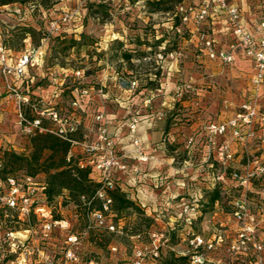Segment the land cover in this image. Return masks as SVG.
Masks as SVG:
<instances>
[{"label":"rangeland","instance_id":"374dc122","mask_svg":"<svg viewBox=\"0 0 264 264\" xmlns=\"http://www.w3.org/2000/svg\"><path fill=\"white\" fill-rule=\"evenodd\" d=\"M182 1L189 0H15L0 5L3 9L0 11V32L6 44L18 52L42 43L50 21H58L64 13L78 11L69 21L60 22L58 29L45 41V61L40 71L29 70L21 83L20 80L13 82L15 86L19 84L21 95H28V103L21 106L27 118L30 119L36 110L49 107L62 114H81L79 107L74 110L68 103L75 98L80 104L84 103L79 87L86 85L92 87L93 98L87 99L83 121L94 126V115L101 113V123L114 139L118 156L130 149L129 125L133 121L137 124L134 135L137 136L138 128H141L142 137L151 134L156 151L150 156L142 148L147 157L145 161L130 154L120 156L125 170L118 173L115 169L114 177L121 184L125 197L134 204L117 213L120 232L87 227L78 196H71L67 189L50 198L53 216L69 222L66 232L54 229L50 236L43 237L34 217L20 221L14 211L0 208V264H17L22 259L24 264H42L46 258L61 261L68 233L77 236L72 249L80 261L92 258L97 264H131L133 247L148 245L151 231L156 232L163 243L159 252L161 264L180 255L187 256L181 264H192L191 232L212 242L214 249L204 251L211 259L209 264H226L235 258L226 248L240 226L232 216L235 199L247 202L255 218L257 240L264 249V126L254 122L247 129L250 136L243 142L229 134L213 139L230 142L234 153L229 160L217 158L207 131L209 123L228 120L248 101L255 105L258 113H264V86L255 90L249 84L253 74L249 61L244 63L238 59L225 65L208 60L199 52L197 36L190 27L184 26L181 32L170 28L176 21L175 7ZM241 3V7L249 8L247 20L264 13L261 0ZM18 5L22 7L21 14L13 15L11 11ZM30 27L32 30H26L29 35L26 38L25 29ZM202 28L210 36L211 31ZM69 36L80 42L71 46ZM158 38L162 39L160 44H156ZM123 51L132 52L130 61L123 58ZM77 70L83 75L80 79L83 84L74 76ZM48 72L53 73L51 79ZM59 78L63 79L61 86L56 82ZM132 81L135 82L132 88L122 86ZM52 83L63 88L57 97L52 96L53 88L49 87ZM17 119L16 97L0 76L2 165L5 151L30 155L32 149L33 135L23 134ZM146 121L151 122L152 133L147 130ZM43 124L50 126L48 120H43ZM84 133L88 132L82 127L72 136L80 140ZM120 139L123 142H118ZM47 155L46 152L42 157L43 166L51 164ZM80 158V148L74 145L72 164ZM133 167H137L136 172ZM34 169L25 165L2 174H27L47 183V173L40 170L30 174ZM245 170L253 174L242 186L233 179L232 173ZM165 184L173 186L170 191L173 195L169 197L176 199H189L195 189L201 194L200 216L190 228L169 219V212L164 210ZM137 187L143 188L144 206L138 202ZM177 187L184 189L177 191ZM215 190L219 197L211 203ZM36 247L40 252L35 251ZM254 257L251 254L241 258L247 263Z\"/></svg>","mask_w":264,"mask_h":264},{"label":"built area","instance_id":"2783aa9c","mask_svg":"<svg viewBox=\"0 0 264 264\" xmlns=\"http://www.w3.org/2000/svg\"><path fill=\"white\" fill-rule=\"evenodd\" d=\"M243 0H189L179 2L175 7V17L179 24L175 27L177 32H181L184 26L190 27L198 39L199 52L208 60L217 61L221 64H232L237 58L249 61L253 68V74L249 79V84L255 90L264 86V13L247 20L245 14L246 8L241 7ZM261 6L264 7V0H261ZM3 11V9H0ZM21 5L12 9L13 15H20ZM249 11V10H248ZM77 9L64 13L60 19L52 20L49 23V31L43 38V42L37 46L25 48L19 53H15L8 48L4 41L3 34L0 32V76L4 81L5 87L12 92L17 100V123L20 131L25 135H35L42 132H50L70 143L67 153V160H71L72 149L74 145L80 148L82 158L77 159L75 165L80 169H88V178L96 183L95 189L90 193H81L78 195V202L81 211L87 221V227H96L102 231L120 232L117 224V212L112 208V192L118 186L114 177L115 169L124 172L125 165L121 162L120 156L130 154L137 157L138 160L147 159L145 152L141 147L139 138L134 135L137 130V124L133 121L129 125L131 136L130 149L126 153L118 156L116 153L115 141L112 139L103 123L102 114L94 115L95 127L88 133H84L82 139L73 138V134L78 129V123L71 113L62 114L56 109L36 110L29 119L21 110V106L28 103V96L21 95L14 81L22 79L29 67H34L40 63L44 56V44L49 38L51 32L59 27V23L69 21L77 14ZM248 13V12H247ZM11 14V13H10ZM214 22V23H213ZM215 25L222 27L221 38H217V29ZM211 31L210 36L202 28ZM8 32V30H6ZM219 33V34H220ZM223 39V40H222ZM223 41V42H221ZM202 55V56H203ZM74 76L80 80L83 78L80 71H75ZM79 82H83L80 80ZM135 85L132 81L129 85H122L130 89ZM81 96L89 95L87 87L79 89ZM80 100L75 98L71 101L72 107H78ZM43 120H48L50 126H45ZM254 122L264 126V113H258L255 105L248 101L241 105V111L235 116L230 117L222 123H209L207 131L209 141L213 152L219 160H229L233 157L231 144L227 140L215 141L213 139L229 134L231 138L244 141L250 136L249 129ZM92 134V136H90ZM264 136V133H262ZM210 155V153L208 154ZM2 163L0 161V208L14 211L20 221H29L35 218L38 222V228L43 237H48L54 229L68 231L69 222L64 218H55L52 214L53 205L46 195V183L37 181L32 175H3ZM137 167H133V172ZM97 176H93L94 173ZM252 172H233L232 177L239 185L244 186L247 180L252 176ZM201 194L193 193L189 199L180 198L176 205L168 208L176 209L174 220L181 222L183 226L191 227L192 223L200 216ZM232 216L237 223H240L236 236L228 242L226 252L235 258H231L226 264H264V255H262V245L257 240L255 234V218L249 212L247 202L243 199L232 201ZM12 235V233H8ZM189 234V232H187ZM150 242L148 245L134 246L130 256L131 264H159L160 237L156 232L149 233ZM189 244L192 246L191 263L209 264L204 251L213 250L211 241H205L200 235L191 232ZM67 247L63 251L61 261L53 259H44L42 264H97V262L88 258L80 261L72 246L77 243V236L74 233H68L65 237ZM14 245V243H13ZM115 250V247H111ZM14 252V249H11ZM36 252L40 249L36 247ZM184 254V253H183ZM253 254L255 257L247 263L241 257ZM150 260V262L148 261ZM236 260V261H235ZM240 260V262H238ZM23 259L17 264H24ZM213 262V261H212ZM216 262V261H215Z\"/></svg>","mask_w":264,"mask_h":264},{"label":"trees","instance_id":"16d2710c","mask_svg":"<svg viewBox=\"0 0 264 264\" xmlns=\"http://www.w3.org/2000/svg\"><path fill=\"white\" fill-rule=\"evenodd\" d=\"M13 1L15 0H0V5L9 4ZM158 2H163V0H158ZM175 18L176 21L173 22L170 28L175 29V27L179 24L178 18ZM26 30H32V28L30 27L25 29V31ZM27 32L28 31L25 32L26 38L29 37ZM68 38V42L71 46L80 42V39H76L73 36H69ZM4 41L6 42L7 40L4 39ZM161 42V38L156 39V44H160ZM7 46L8 48L13 49L9 45ZM121 55L127 61H130L133 56L131 51H123ZM31 147L32 149L30 155H21L15 153L14 151H5L2 172H13L17 168H22L25 165L35 168L33 171H30V174H35L40 170L46 172V195L48 199L59 194L64 189H67L71 196L74 197L81 193H87V191L92 192L95 189L97 184L90 181L88 178L89 170L80 169L75 164H72L71 160H67V153L70 148V143L68 141L61 139L53 133L42 132L32 136ZM46 152L48 153L46 158L49 157V160H51V164L49 166H43L45 161L44 159L42 160V157ZM110 196L113 201L112 208L117 213L134 206L132 201L125 197V194L119 187H116L112 192H110ZM218 197L219 193L215 190L213 192V196L210 198L211 203L217 200ZM186 260V255H180L179 257L172 258L169 262L163 264H181Z\"/></svg>","mask_w":264,"mask_h":264},{"label":"crops","instance_id":"0c3cea01","mask_svg":"<svg viewBox=\"0 0 264 264\" xmlns=\"http://www.w3.org/2000/svg\"><path fill=\"white\" fill-rule=\"evenodd\" d=\"M248 12V13H247ZM245 14H249V11H248V9L246 8V11H245ZM214 23V22H213ZM23 24V23H22ZM21 24V25H22ZM214 26V25H213ZM214 28L215 29H217V31H216V33H217V38L219 39V38H221V33H220V31H222V27H220L219 25H215L214 26ZM220 33V34H219ZM45 46V45H44ZM15 53H19L18 51H16V50H14V49H12ZM21 52V51H20ZM239 59V62H246L247 60H245V59H242V58H237L236 59V61ZM243 60V61H242ZM44 61H45V55L43 56V58H42V60L40 61V63L38 64V65H36V66H34V67H29L28 69H27V72H26V74L22 77V79L24 78V77H26V75H27V73H28V71L29 70H34V69H36V70H38V71H40V69L42 68V66H43V64H44ZM248 62V61H247ZM250 65H251V63H250ZM251 68H252V65H251ZM253 69V68H252ZM65 70H63V72H64ZM66 72V71H65ZM49 73V75H50V77H49V79H51L52 78V75H53V73L52 72H48ZM68 73H65V75H67ZM22 79H20V82L19 83H21L22 82ZM53 79H55V78H53ZM19 81V80H18ZM55 82V81H54ZM56 82H58V86L60 85L61 86V84L63 83V79L61 78H59V81H56ZM79 83H82V82H79ZM17 84V83H16ZM83 84V83H82ZM15 85V84H14ZM17 86V88L19 87V84L18 85H16ZM57 85H55V84H53L52 83V85H49V87L51 88H53V89H51V91H53V95L52 96H54V97H57L58 96V94H59V92H62L63 91V88L62 87H58ZM81 87H87L88 89H89V95H87V96H84V99H81L84 103H81L78 107L80 108V110H82V112H83V110L85 109V107H87L88 105H87V103H88V97H91V99L93 98L92 96H91V94H92V87H89V86H86V85H83V86H80L79 87V89L81 88ZM77 88H75V90H76ZM48 90V89H47ZM19 91V90H18ZM72 92V91H71ZM96 93H98V92H96ZM23 95H26V96H28L27 94H23ZM98 95V94H97ZM96 95V96H97ZM100 95V94H99ZM98 95V96H99ZM81 97H83V96H81ZM90 103V102H89ZM68 106L70 107L71 106V101L68 103ZM98 106V105H97ZM99 106H101V102H100V104H99ZM72 107V106H71ZM52 107H49V108H41V109H38V110H42V109H44V110H47V109H51ZM74 110H77L76 108L77 107H72ZM78 108V109H79ZM101 108V107H100ZM54 109V108H53ZM82 112H81V114H75V112H70L71 114H72V116L75 118V120L77 121V123H78V129H82V127L84 128V130L86 131V132H90L91 131V129H92V126H89V125H87V123H85V121H83V117H82ZM146 128H147V130H149V132L150 133H152V124H151V122H148V121H146ZM140 129L141 128H138V133H137V137L139 138V141H140V143H141V147L142 148H144V149H146V152L150 155V156H152V155H154V153H156V151H155V149L153 148L154 147V145H153V140H152V135L151 134H146V137H142V135H141V131H140ZM77 132V131H76ZM138 134H140V136H138ZM78 140V139H77ZM118 142H123V139H120V141H118ZM118 173L120 172V171H118V170H116ZM115 174V173H114ZM93 176H97V173L95 172L94 174H93ZM116 180H117V178H116ZM117 183H118V186H119V188L121 187V184L118 182V180H117ZM165 186V192L167 193L166 194V196H167V198L165 199V201H164V206H165V208H164V210L165 211H167V212H169V214H168V217H169V219H174V213L176 212L175 210L176 209H171V208H168V203H169V206L171 205V203H173L172 205H176V203L178 202V200L180 199V198H184V197H180V198H175V197H169V196H171V195H173V194H170V191L171 190H173L174 188H173V186L172 187H170V185L169 184H165L164 185ZM178 189H177V191L178 190H182V189H184L183 187H177ZM121 189V188H120ZM135 190H136V196H137V198H138V202L142 205V206H144V204L145 203H143L142 202V200H143V196H144V193H143V188L141 189V188H135ZM193 191H194V189H192ZM153 191H155V190H153ZM198 193V194H200L199 193V191H198V189H195V191L193 192V193ZM153 194V193H152ZM175 198V199H174ZM153 202V205H154V201H152Z\"/></svg>","mask_w":264,"mask_h":264}]
</instances>
